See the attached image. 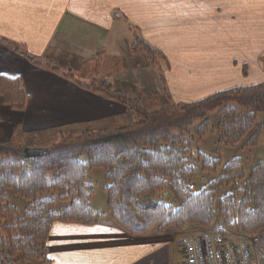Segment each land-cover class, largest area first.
Segmentation results:
<instances>
[{
  "label": "crops",
  "instance_id": "0c3cea01",
  "mask_svg": "<svg viewBox=\"0 0 264 264\" xmlns=\"http://www.w3.org/2000/svg\"><path fill=\"white\" fill-rule=\"evenodd\" d=\"M137 38L159 50L165 65L132 51ZM92 73L112 78L89 80ZM0 77L21 79L28 96L23 112L0 96V143L120 129L126 107L80 84L108 81L141 103L156 97L178 105L264 84V0H0ZM96 214L91 225L56 222L40 264L185 263L186 235L134 237Z\"/></svg>",
  "mask_w": 264,
  "mask_h": 264
},
{
  "label": "trees",
  "instance_id": "16d2710c",
  "mask_svg": "<svg viewBox=\"0 0 264 264\" xmlns=\"http://www.w3.org/2000/svg\"><path fill=\"white\" fill-rule=\"evenodd\" d=\"M140 48L149 63L159 67L163 54L137 38L132 51ZM25 57L38 67L59 72L50 60L42 63L30 54ZM63 77L73 79L71 75ZM79 86L124 105L127 125L113 131L63 135L60 143L26 161L20 142L0 143V264H14L13 258L18 256L32 261L39 253L46 262V243L56 222L91 225L98 220L91 201L94 185L87 180L86 167L106 171L110 217L117 228L131 236L215 229L225 237L256 236L258 247L264 248V161H258L247 177L244 162L233 159L219 179V185L231 188L230 193L218 197L211 185L194 195L192 183L197 170L184 159L181 149L190 127L203 121L197 133L205 135L208 114L219 109L220 144L231 146L244 141L246 147L257 148L264 130V125L256 126L257 115L264 113V84L154 112L108 81L93 80L89 86ZM0 96L13 110H26L28 96L21 79L0 77ZM232 104L250 113L243 115L228 107ZM82 154L87 157L86 166L79 160ZM200 157L207 171L216 172L221 164V160ZM166 187L176 208L141 204L146 196L159 194ZM7 190L30 201L29 209L20 214L5 206ZM45 193L57 194L70 206L55 212L56 199H42ZM216 222L218 226L214 227Z\"/></svg>",
  "mask_w": 264,
  "mask_h": 264
},
{
  "label": "rangeland",
  "instance_id": "374dc122",
  "mask_svg": "<svg viewBox=\"0 0 264 264\" xmlns=\"http://www.w3.org/2000/svg\"><path fill=\"white\" fill-rule=\"evenodd\" d=\"M142 57L144 58L145 55L143 54ZM161 65H165V62L163 59L160 60ZM105 66L106 63H105ZM160 67V65H159ZM160 70V68H159ZM147 75V74H146ZM92 77L89 78V80L98 78V79H104L105 77L112 78L111 74H106L104 76L102 73L96 74L92 73ZM149 76V74H148ZM160 77H164L160 74ZM83 80L82 78L80 79ZM89 84H91L89 82ZM161 103L156 97H151V99L144 98V102L142 103L143 107L147 109L148 111L154 112L159 109H170L176 105H178L175 101H164ZM184 106V104H181ZM228 107H234L236 108L241 114L247 115L250 113V111L246 108L238 107L235 104H232ZM221 109L216 110L208 114L206 120L209 122V129L208 132L205 135H198L197 131L202 126L203 121H196L191 127L190 132L185 134V141L187 142L184 146H181L182 154L184 159L188 160L191 165H193L196 170L197 174L194 178V181L192 183V193L194 195L200 193L203 190H208L211 185H213L216 190L218 197H223L224 195H227L230 193L231 188L228 186H221L219 185V179L223 173V168L231 162L233 159H241L244 162L245 166V173L247 177L250 175V172L254 165L258 161H264V135H262L261 138L263 140L260 142L259 150L256 148H248L245 146V142L241 141L240 143L236 145L226 146L220 144V138H219V132H218V120H219V112ZM25 111V110H24ZM23 112V111H20ZM121 126L115 127H123L124 125H127L125 121L123 123H120ZM264 125V113H260L257 115V122L256 126L260 127ZM264 134V130H263ZM261 140V139H260ZM28 143L26 144L25 141H21L20 144L24 148H27L28 146L37 144L39 142H48L52 143L53 146L60 143L61 139L57 138L54 140V136L50 135L47 137H44L43 139L39 140H27ZM11 142V141H9ZM52 146V147H53ZM201 155H204L211 160H221L220 166L217 168L216 172H210L203 168V160L200 157ZM261 155V156H260ZM79 160L81 164L84 166L87 165V157L85 154H82L79 157ZM86 171V177L87 180L94 185V193L92 195V208L94 209L95 213H99L101 216L106 217L107 219H110V213L107 206V194L105 191L106 187V171L102 168H85ZM54 197L56 199L55 203V212L60 213L67 209L70 206L69 202H63L58 199L57 194L55 193H45L41 195L42 199H51ZM6 199L7 202L5 206L12 207L13 209H16L19 211V213H23L27 209H29L31 202L26 200L25 198L17 195L14 193L13 190H7L6 191ZM141 204L144 207L150 206V205H157V204H164L167 206H171L173 208H176V203L174 200V197L172 193L169 191L168 187H166L162 192L156 195L146 196ZM2 223V219L0 217V224ZM218 223H215L214 227H217ZM200 231V230H199ZM202 231H216L213 230H202ZM194 232V230H186L184 233H178L179 234V240L182 239L185 235H190ZM217 232V231H216ZM167 234H173L176 233L174 230H168L166 231ZM184 235V236H183ZM231 238H240L243 240H246L252 247V252L254 256L255 262H260L259 258H264V248H259L256 241V236H242V235H232ZM42 253L38 254V258L32 260V261H25L21 259L20 256L13 258L14 264H40V260L43 259ZM44 261V260H43ZM39 262V263H37ZM180 263H184L183 257L179 259ZM185 264V263H184Z\"/></svg>",
  "mask_w": 264,
  "mask_h": 264
},
{
  "label": "built area",
  "instance_id": "2783aa9c",
  "mask_svg": "<svg viewBox=\"0 0 264 264\" xmlns=\"http://www.w3.org/2000/svg\"><path fill=\"white\" fill-rule=\"evenodd\" d=\"M185 264H256L251 245L215 231H200L182 241Z\"/></svg>",
  "mask_w": 264,
  "mask_h": 264
},
{
  "label": "water",
  "instance_id": "95a60500",
  "mask_svg": "<svg viewBox=\"0 0 264 264\" xmlns=\"http://www.w3.org/2000/svg\"><path fill=\"white\" fill-rule=\"evenodd\" d=\"M44 152V149H39V148H24L23 150V159L29 160V159H34L36 157H38L41 153Z\"/></svg>",
  "mask_w": 264,
  "mask_h": 264
}]
</instances>
